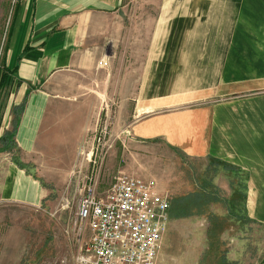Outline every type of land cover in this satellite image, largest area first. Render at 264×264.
Instances as JSON below:
<instances>
[{
  "label": "crops",
  "instance_id": "1",
  "mask_svg": "<svg viewBox=\"0 0 264 264\" xmlns=\"http://www.w3.org/2000/svg\"><path fill=\"white\" fill-rule=\"evenodd\" d=\"M9 1L0 0V227L50 196L18 163L70 162L106 129L117 173L159 179L174 162L192 178L198 163L218 165L237 225L264 228V0H158L152 12L131 10L145 0ZM205 184L190 181V195ZM0 247V264H20L17 236Z\"/></svg>",
  "mask_w": 264,
  "mask_h": 264
},
{
  "label": "rangeland",
  "instance_id": "2",
  "mask_svg": "<svg viewBox=\"0 0 264 264\" xmlns=\"http://www.w3.org/2000/svg\"><path fill=\"white\" fill-rule=\"evenodd\" d=\"M157 2L145 0L131 3L130 7L152 12ZM7 22L8 19L6 25ZM106 135L103 138L98 132L88 134L82 153L78 151L70 162L29 165L30 172L47 187L50 196L41 208L9 211L6 224L0 227V239L6 240L11 234L18 237L20 264H75L88 236L75 221L82 188L95 177L97 192H105L119 174L117 167L122 165L107 161L110 149ZM195 168L190 178L189 165L171 162L159 168L161 178H147L169 201L168 226L157 264H190L191 245L195 247L194 264H259L264 256V228L244 231L237 225L234 196H227L215 185L218 165L200 162ZM193 180L198 185L206 181L205 193L200 190L190 195ZM9 252L8 249L2 253Z\"/></svg>",
  "mask_w": 264,
  "mask_h": 264
},
{
  "label": "built area",
  "instance_id": "3",
  "mask_svg": "<svg viewBox=\"0 0 264 264\" xmlns=\"http://www.w3.org/2000/svg\"><path fill=\"white\" fill-rule=\"evenodd\" d=\"M100 134L104 138L106 129ZM96 189L94 177L75 209L76 223L88 234L75 264H157L169 201L155 182L119 173L108 190Z\"/></svg>",
  "mask_w": 264,
  "mask_h": 264
},
{
  "label": "trees",
  "instance_id": "4",
  "mask_svg": "<svg viewBox=\"0 0 264 264\" xmlns=\"http://www.w3.org/2000/svg\"><path fill=\"white\" fill-rule=\"evenodd\" d=\"M6 135H7V134H6ZM13 135H14L13 131L10 132V133H8V136L10 137V142H11V140L13 139ZM18 166L24 168L27 172L30 171V168H31L29 165H24V164H21V163H18ZM200 192H201V191H200ZM201 193H203V192H201ZM196 197H198V196H196Z\"/></svg>",
  "mask_w": 264,
  "mask_h": 264
}]
</instances>
